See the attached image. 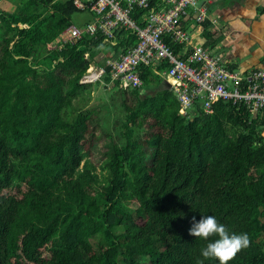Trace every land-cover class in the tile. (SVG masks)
<instances>
[{"label": "trees", "instance_id": "trees-1", "mask_svg": "<svg viewBox=\"0 0 264 264\" xmlns=\"http://www.w3.org/2000/svg\"><path fill=\"white\" fill-rule=\"evenodd\" d=\"M5 1L14 6H0V264H218L189 233L203 215L248 233L228 264H264V116L218 103L187 120L163 67L140 68L143 89L115 82L107 95L104 60L134 36L112 48L83 34L47 50L74 25L73 0ZM90 61L105 69L94 86L79 82ZM94 87L102 93L85 108ZM102 136L112 151L100 161Z\"/></svg>", "mask_w": 264, "mask_h": 264}, {"label": "built area", "instance_id": "built-area-1", "mask_svg": "<svg viewBox=\"0 0 264 264\" xmlns=\"http://www.w3.org/2000/svg\"><path fill=\"white\" fill-rule=\"evenodd\" d=\"M73 4L91 20L83 30L68 26L58 42L46 44L47 50L83 34L99 35L112 47L122 36H134L135 43L124 53L113 49L104 60L113 86L117 82L122 89H143L140 68L163 67L160 74L187 120L198 108L212 114L218 103L241 104L253 118L264 116V67L235 70L223 55L212 52L205 33L213 31L215 21L200 0H73ZM104 74V67L92 64L79 82L93 84ZM259 136L264 137V127Z\"/></svg>", "mask_w": 264, "mask_h": 264}, {"label": "crops", "instance_id": "crops-1", "mask_svg": "<svg viewBox=\"0 0 264 264\" xmlns=\"http://www.w3.org/2000/svg\"><path fill=\"white\" fill-rule=\"evenodd\" d=\"M215 21L207 46L229 60L232 69L264 67V0H200ZM2 3H9L1 0ZM252 27V28H251ZM217 38V42L213 39ZM217 49V50H214Z\"/></svg>", "mask_w": 264, "mask_h": 264}, {"label": "clouds", "instance_id": "clouds-1", "mask_svg": "<svg viewBox=\"0 0 264 264\" xmlns=\"http://www.w3.org/2000/svg\"><path fill=\"white\" fill-rule=\"evenodd\" d=\"M189 233L206 241V246L201 249L202 257L215 259L218 264H228L238 251L250 243L247 232L232 231L215 215H203L199 219L193 217ZM213 236L216 238L209 239ZM198 264H204V261L198 260Z\"/></svg>", "mask_w": 264, "mask_h": 264}, {"label": "rangeland", "instance_id": "rangeland-1", "mask_svg": "<svg viewBox=\"0 0 264 264\" xmlns=\"http://www.w3.org/2000/svg\"><path fill=\"white\" fill-rule=\"evenodd\" d=\"M0 6L3 7V8H6L8 10H10L14 5L12 3H2L1 4V1H0ZM72 24L76 25V26H79V27H83L85 25L86 22L90 21L91 20V16L89 13L87 12H79V13H75L73 16H72ZM252 28V27H251ZM215 42H217V38L216 39H213ZM112 48H118V47H112ZM110 50V46L108 45H105L102 49V51L104 53H107L109 52ZM214 50H217V49H214ZM93 63H91V61L89 62V65H92ZM96 83H93V86L95 85ZM108 84V87H109V90H108V94L113 92L115 90V86H113L112 83H107ZM97 87H94L93 90L95 91L94 93H92L91 95V101L90 103H87L84 105L85 108H92L94 107V105L97 104L98 102V95L101 92V89L99 88L98 90L96 89ZM104 113V111H103ZM104 129L106 131H108L110 133V137L111 138H116L115 137V134L116 132H114L113 130V127H112V123L110 120H108L106 122V125L103 126ZM110 137H104L102 136V138H100V140L97 142L96 145H98V147L94 150L95 152V157L94 158H98L100 161L105 159L109 153V151L111 152L112 151V142H111V139ZM95 167H96V170L97 172H99L100 168H99V165L101 164V162H95L93 161ZM115 232H119V231H122V228H116L114 229Z\"/></svg>", "mask_w": 264, "mask_h": 264}]
</instances>
